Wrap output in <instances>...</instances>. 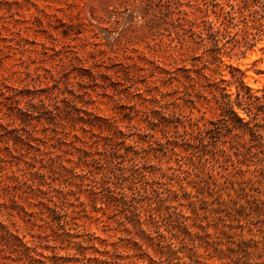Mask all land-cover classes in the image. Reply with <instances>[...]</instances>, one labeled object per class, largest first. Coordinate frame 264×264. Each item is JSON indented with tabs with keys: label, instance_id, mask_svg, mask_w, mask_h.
I'll return each mask as SVG.
<instances>
[{
	"label": "trees",
	"instance_id": "16d2710c",
	"mask_svg": "<svg viewBox=\"0 0 264 264\" xmlns=\"http://www.w3.org/2000/svg\"><path fill=\"white\" fill-rule=\"evenodd\" d=\"M211 11L212 18L205 13L199 22L187 20L190 41L174 44L186 52L199 51L191 56L189 67L155 65L157 74H151L154 77L151 80L145 79L143 88L128 80L129 65L119 66L121 75L114 71L116 80H126L127 88L134 87L135 96L145 103L143 109L129 107L134 109V115L139 113L137 124L130 123L134 116L130 112L123 113L128 123L122 129L116 115H101L84 108L92 104L91 100L83 99L84 86L73 88L66 81L60 87L58 78L52 79V84L39 95L29 96L24 105L14 94L2 104L1 118L8 121L0 126L9 133L0 140L4 141L5 154L19 160L32 150L29 159L24 160L27 177L22 179L24 173L19 175L17 170L10 173L18 185L26 184L36 196V203L29 201V204L40 205L39 211H45L50 221L63 229L69 224L68 207L76 204L67 197L74 190L70 185H54L53 180L58 174L69 173L72 178H89L99 183L94 173L98 167L108 165L119 181L131 179L137 184L136 193L148 201V218L162 238L155 243L161 254L156 258L149 253L150 245L143 241L155 237L151 229L141 227L139 216L131 221L139 227L141 241L126 238L127 243L119 245L100 239L102 249L83 233L64 231L74 252L58 257L62 259L60 264H162L164 260L170 264H264V67L253 69L256 76L263 78L256 77L258 85L252 87L244 80L246 70L223 59L243 57L258 41L264 40V0H213ZM261 61L262 58L255 59L251 65ZM222 65L228 78L223 77ZM88 73L95 78V73ZM111 77L110 73H104L103 83L94 84L105 90L109 84L104 80ZM179 99L188 104L189 112L169 109V104ZM197 103L213 107L216 116L200 123L203 112ZM193 109L201 115L193 116ZM32 119L42 124L43 132L60 134L57 140L75 148L77 162L82 165L80 172L66 166L58 154L40 147L43 140L34 136ZM9 123L14 127L8 129ZM157 131L160 136H156ZM19 143L27 145L28 151H17ZM161 155H167L168 160L174 157L176 164L162 168ZM119 158L127 159L129 165L118 161ZM4 160L0 156V161ZM144 164L152 169L147 170ZM185 165L193 177L174 183V177L180 176L177 170ZM89 191L96 193L91 188ZM181 199L186 201L188 211L179 207L184 205ZM75 200L78 205L84 204L78 197ZM132 201L137 202L133 195ZM133 206L138 208L136 204ZM2 209L7 215L12 210L29 214L14 195L9 204L0 203ZM119 223L124 225L122 221ZM9 226L0 219V240L7 243L14 240V245L29 250L25 235H19L16 229L12 232ZM186 239L192 242L202 239L211 245L210 257L215 262L209 263L195 254ZM88 248L91 255L86 254Z\"/></svg>",
	"mask_w": 264,
	"mask_h": 264
},
{
	"label": "rangeland",
	"instance_id": "374dc122",
	"mask_svg": "<svg viewBox=\"0 0 264 264\" xmlns=\"http://www.w3.org/2000/svg\"><path fill=\"white\" fill-rule=\"evenodd\" d=\"M212 2L213 0H0V123L8 121L1 118L4 108L2 104L8 102L7 97L14 94L21 99L20 105H24V100L29 96L39 95L42 89L52 84V79L58 78L60 87H64L66 81L73 88L83 85L84 101H92V104L84 108L101 115H116L120 119L119 126L125 129L124 125L128 122L123 113L130 112L134 115V109L129 107L133 105L137 109H143L145 103L135 96L134 87L127 88L126 80H116L114 71L117 70V75H121L119 66L129 65L131 77L128 80L143 88L144 80H151L154 78L151 74H157L155 65L165 68L189 67L191 56L198 55L199 51L186 52L174 44L183 40L190 41L191 31L187 20L195 19L199 22L205 13L209 14V18L213 17ZM259 58L262 61L252 66V61ZM223 59L240 70H246L244 80L256 87L258 83L254 79L263 77L256 76L253 69L264 67V40L258 41L243 57ZM220 69L223 77L228 78L227 69L223 65ZM89 71L95 73V78L89 77ZM80 73H84V76H80ZM104 73L112 76L109 81L104 80L109 84L105 90L94 84L103 83ZM228 90L231 91L232 88L228 87ZM197 107L203 112L200 123H206L216 116V110L209 105L197 103ZM169 109L187 113L190 107L179 99L175 104H169ZM192 111L195 117L201 115L196 109ZM138 119L139 113L132 116L130 123L137 124ZM13 127L9 123L7 128ZM31 127L34 136L42 137L43 141L39 144L41 148L58 154L66 166H72L77 172L81 171L82 165L77 162L78 152L71 144L57 140L60 134L55 136L49 130L43 132L42 124L35 119H32ZM78 133L84 136L80 131ZM8 134L0 126V140ZM10 134H14V131ZM160 135L157 131L156 136ZM16 150L28 151L27 145L19 143ZM31 152L32 150L19 160L12 159L5 154L4 141H0V156L5 159L0 161V203L9 204L14 195L29 213L12 210L11 215H7L2 209L0 219L9 223L12 232L15 233L16 229L19 235H25L24 240L30 246L29 250H24L14 245V240L8 243L5 239L0 240V264H60L62 259L58 257L71 256L74 252L71 248L73 244L64 231L83 233L84 237L90 238L100 249L103 248L100 239L106 242L116 241L119 245L127 243L126 238L141 241L139 227L131 221L138 216L142 222L141 227L151 229V235L155 237L152 241L143 238L150 245L149 253L156 258L161 256L155 243L162 238L158 236L157 226L148 218V201L136 193L137 184L132 183L131 179L119 181L111 174L108 165L96 169L94 175L99 183L89 178H72L69 173L58 174L53 184L70 185L74 193L67 197L76 204L68 207L69 224L65 228L50 221L45 211H39L40 205L28 203H36L34 193L30 192L26 184L18 185L10 174L12 170H17L19 175L24 173L22 179L27 177L24 160L29 159ZM167 155L160 157L162 168L169 163L176 164L174 157L168 160ZM118 161L129 165L127 159L119 158ZM144 165L147 170L152 169L147 164ZM177 173L180 176L174 177V183L180 178L193 177V172L186 165L179 168ZM89 188L96 193L91 194ZM132 195L136 197V203H133ZM94 196L95 201L92 200ZM76 197L83 200L84 204L78 205ZM180 201L184 205L179 207L187 210L186 201ZM95 207H103V210L96 211ZM119 221L124 222V225ZM73 222L79 225L74 226ZM159 230L162 231L163 226ZM185 242L195 254L209 263L215 262L210 257L212 246L206 245L204 240L192 242L186 239ZM177 245L182 248L180 243ZM85 251L87 255H91V248ZM166 261L162 264H170Z\"/></svg>",
	"mask_w": 264,
	"mask_h": 264
}]
</instances>
